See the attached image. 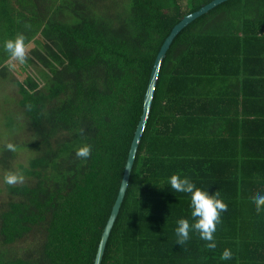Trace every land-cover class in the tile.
<instances>
[{
	"label": "trees",
	"instance_id": "trees-1",
	"mask_svg": "<svg viewBox=\"0 0 264 264\" xmlns=\"http://www.w3.org/2000/svg\"><path fill=\"white\" fill-rule=\"evenodd\" d=\"M213 1L0 0V78L21 67L13 81L37 148L29 183L8 186L0 206V264H95L156 58L175 26ZM19 35L25 66L4 49ZM84 146L90 156L77 157ZM174 174L227 205L215 249L196 232L177 243V221L194 219L190 195L168 183ZM260 195L264 0H229L167 53L102 264H222L225 253L264 264Z\"/></svg>",
	"mask_w": 264,
	"mask_h": 264
},
{
	"label": "clouds",
	"instance_id": "clouds-1",
	"mask_svg": "<svg viewBox=\"0 0 264 264\" xmlns=\"http://www.w3.org/2000/svg\"><path fill=\"white\" fill-rule=\"evenodd\" d=\"M5 51L13 60L24 63L26 60V47L23 35L17 36L14 40H8L4 44ZM9 148L12 146L9 145ZM91 153L90 146H84L76 151L77 157L88 158ZM5 183L12 185L23 181V177L16 174H9L4 177ZM171 189L175 192L190 195L191 216L194 222L181 218L177 221L175 234L177 243L183 245L190 239V233L196 232L202 240L208 241L206 247L215 249L216 225L219 223L221 214L227 211V205L223 203L219 192L210 194L209 191L202 190L187 177L174 174L168 179ZM257 213L264 211V195L256 197L252 201ZM231 253H225L222 257V264H232Z\"/></svg>",
	"mask_w": 264,
	"mask_h": 264
},
{
	"label": "rangeland",
	"instance_id": "rangeland-1",
	"mask_svg": "<svg viewBox=\"0 0 264 264\" xmlns=\"http://www.w3.org/2000/svg\"><path fill=\"white\" fill-rule=\"evenodd\" d=\"M24 63L20 65L25 66ZM17 73L16 75L11 73L7 79L0 78V150L11 145L15 154V157L10 159L6 157L7 149L0 151V206L9 199L8 186L10 185L5 183L4 177L9 174L23 177L22 182L12 185L29 183V177L23 172L29 167L31 160L37 156V148L33 145L35 140L27 135L29 126L19 108L21 96L18 86L13 81L20 78L18 70ZM29 73L34 77L41 75L39 71L33 69H29ZM4 249L5 247L0 244V250Z\"/></svg>",
	"mask_w": 264,
	"mask_h": 264
},
{
	"label": "water",
	"instance_id": "water-1",
	"mask_svg": "<svg viewBox=\"0 0 264 264\" xmlns=\"http://www.w3.org/2000/svg\"><path fill=\"white\" fill-rule=\"evenodd\" d=\"M227 1H229V0H215L212 3L204 6L201 10L186 16L178 25L175 26V28L171 32L170 36L167 38V40L163 44V46H162V48H161V50H160V52L156 58L155 65L153 67V71L151 74V78H150L148 89H147L146 96H145V105H144L143 115H142L141 121L138 125V128L136 130L134 139H133V143H132L131 151H130L129 158L127 161V165H126L122 185L120 188L119 196H118V199H117V201L113 207L112 214L110 216V219H109L107 226L104 230V233L102 235L98 254H97V257L95 259V264H102L108 240L110 238L112 229L115 225V222L118 218L121 207L123 205V202H124V199L126 196V192L128 190V187H129L130 178H131V174H132L133 167L135 164L137 152H138V149H139V146L141 143V139H142L143 133L145 131L146 125L148 123V120L150 118V115H151V110H152L156 86H157L159 75H160V72H161V69L163 66V62L167 57V53L169 52V50H170L173 42L175 41V39L178 37V35L185 28H187L190 24H192L194 21H196L197 19H199L203 15L209 13L211 10H213L217 6L223 4Z\"/></svg>",
	"mask_w": 264,
	"mask_h": 264
},
{
	"label": "crops",
	"instance_id": "crops-1",
	"mask_svg": "<svg viewBox=\"0 0 264 264\" xmlns=\"http://www.w3.org/2000/svg\"><path fill=\"white\" fill-rule=\"evenodd\" d=\"M20 68L21 67H18V68H15L14 70H12L13 71V73H16L17 72V70L19 71V73H20ZM16 71V72H15Z\"/></svg>",
	"mask_w": 264,
	"mask_h": 264
}]
</instances>
